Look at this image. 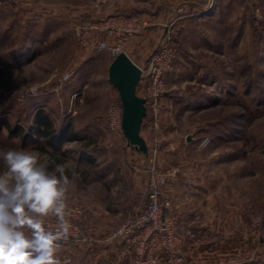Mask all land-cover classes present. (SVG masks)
Returning a JSON list of instances; mask_svg holds the SVG:
<instances>
[{
	"label": "rangeland",
	"instance_id": "obj_1",
	"mask_svg": "<svg viewBox=\"0 0 264 264\" xmlns=\"http://www.w3.org/2000/svg\"><path fill=\"white\" fill-rule=\"evenodd\" d=\"M94 2L0 0V148H34L50 170L63 164L70 180L67 204L83 206L79 226L86 233L92 215L113 229L122 223L119 207L129 204L132 213V198L148 190L151 167L176 170L161 191L181 233L188 229L180 228L163 187L178 173L229 175L212 184L233 183V197L246 216L243 237L256 244L264 232V0H217L216 20L166 26L178 50L165 76L157 121L148 108L143 119L146 153L108 126L109 103L118 97L107 78L112 57L92 48L104 37L94 33L85 46L75 33L76 24L107 17L106 3L97 12ZM87 6L93 16L80 12ZM147 27L152 37L164 31L152 25L139 34ZM143 44L148 57L154 48ZM31 87L35 93L21 99ZM41 109L57 129L76 134L58 142L57 158L37 148V135L22 139L4 126L6 121L26 131ZM108 207L117 213L102 214ZM252 256L245 248L232 262Z\"/></svg>",
	"mask_w": 264,
	"mask_h": 264
},
{
	"label": "crops",
	"instance_id": "obj_2",
	"mask_svg": "<svg viewBox=\"0 0 264 264\" xmlns=\"http://www.w3.org/2000/svg\"><path fill=\"white\" fill-rule=\"evenodd\" d=\"M207 10L210 13H207ZM83 11H85L84 17L93 16L88 6L80 12ZM102 14L103 16L115 14L135 16L146 22L147 26L156 25L159 30L165 31L166 26L169 25L171 29H181L194 19L216 20L217 0H112L104 4ZM149 30L150 28L147 27L142 34L132 35L123 43L124 52L139 66L144 65L147 60L141 45L143 43L147 45L146 49L151 46L155 48L164 32L160 36L152 37L149 35ZM107 41L111 39L107 37ZM92 46L97 50L94 45ZM137 93H143L141 82L137 85ZM202 162L206 163V166L210 165L208 159ZM220 175L217 173L216 177L213 174L178 173L175 179L163 187L170 197L172 210L177 215L180 228L191 229L195 234L193 238L184 235L181 255L185 264H264V232L256 244L252 243L251 239H244L246 216L242 212L243 207L237 205L233 197V183L222 179L217 181V187L212 184L216 178L229 177L225 174ZM217 193L221 201L219 205H217ZM146 200L147 191L138 192L137 196L132 198L131 205L132 207L134 205L132 213L129 204L125 206L126 208H118L121 216L118 217V221L123 222L127 216L141 209ZM111 212L117 213L109 207L102 208L101 211L102 214ZM123 212L127 216L122 217ZM92 216L94 217H91L86 224L90 240L65 242L58 253L59 258L64 254L70 255V264H128L131 254L129 248L118 238L107 239L119 225L112 229L95 218V215ZM245 248L253 256L246 262H232V259ZM157 264L172 263L168 255L162 253Z\"/></svg>",
	"mask_w": 264,
	"mask_h": 264
},
{
	"label": "built area",
	"instance_id": "obj_3",
	"mask_svg": "<svg viewBox=\"0 0 264 264\" xmlns=\"http://www.w3.org/2000/svg\"><path fill=\"white\" fill-rule=\"evenodd\" d=\"M109 1L112 0H95L94 6L97 12ZM146 26L147 23L141 22L138 17L115 14L78 23L75 33L85 46L90 44V38L94 33L102 35L104 38L97 41L95 47L106 50L113 58L123 51V43L128 37L139 34ZM107 37L111 39L110 43L107 42ZM177 50L178 44L171 31L165 29L157 46L149 53L145 64L138 65L141 68L139 82L143 84L142 94L145 98L146 111L147 108L150 110L155 122L160 111V99L167 92L165 76L172 67ZM35 90L36 87L27 89L20 98L34 94ZM106 119L111 130L122 132V105L118 97L109 103ZM206 140L202 139L201 144L206 143ZM175 171L170 169L163 172L151 167L146 181L147 200L143 207L127 217L107 238H118L129 248L131 254L128 264H157L162 253L168 255L172 264H185L181 255L184 235L193 238L195 234L190 229L185 233L179 232L175 219L167 210L168 201L161 191L164 183L175 175ZM68 206L74 227L67 242L90 240L91 237L79 226L80 221L85 217L83 206ZM259 220L258 217L254 218L253 226L258 225ZM46 223H54V221L52 218H47ZM244 236L247 237V234ZM60 260L71 262V256L61 255Z\"/></svg>",
	"mask_w": 264,
	"mask_h": 264
},
{
	"label": "clouds",
	"instance_id": "obj_4",
	"mask_svg": "<svg viewBox=\"0 0 264 264\" xmlns=\"http://www.w3.org/2000/svg\"><path fill=\"white\" fill-rule=\"evenodd\" d=\"M0 164V264H70L58 256L74 227L64 165L31 147L0 148Z\"/></svg>",
	"mask_w": 264,
	"mask_h": 264
},
{
	"label": "water",
	"instance_id": "obj_5",
	"mask_svg": "<svg viewBox=\"0 0 264 264\" xmlns=\"http://www.w3.org/2000/svg\"><path fill=\"white\" fill-rule=\"evenodd\" d=\"M141 68L124 52L113 57L107 67L108 82L116 89L122 105L121 127L127 143L147 152V144L141 135L143 119L147 114L145 98L137 93ZM190 135L187 140H190Z\"/></svg>",
	"mask_w": 264,
	"mask_h": 264
},
{
	"label": "trees",
	"instance_id": "obj_6",
	"mask_svg": "<svg viewBox=\"0 0 264 264\" xmlns=\"http://www.w3.org/2000/svg\"><path fill=\"white\" fill-rule=\"evenodd\" d=\"M3 122L4 126L8 127L10 132L15 133V136H21L22 139L36 135L38 137H45V142H38L37 148H39L41 151L46 152L53 158H57L53 150L57 148V144L61 139L65 137L66 140H72L76 137V134L74 133H68L67 131L65 132L62 128L57 129L54 125L52 118L48 114H46L42 109L37 111L36 115L34 116L33 123L28 127L26 131L19 126L11 127L8 122ZM47 147L51 148L52 150L46 149Z\"/></svg>",
	"mask_w": 264,
	"mask_h": 264
}]
</instances>
